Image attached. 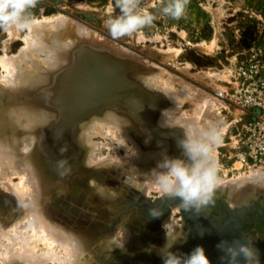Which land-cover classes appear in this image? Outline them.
<instances>
[{
    "label": "bare ground",
    "instance_id": "1",
    "mask_svg": "<svg viewBox=\"0 0 264 264\" xmlns=\"http://www.w3.org/2000/svg\"><path fill=\"white\" fill-rule=\"evenodd\" d=\"M53 38L50 44L57 43ZM24 40L26 45L19 52L0 54V188L5 183L18 185L15 180L24 179L30 199L26 203L14 196V205L0 201V264H162L166 251L163 224L179 237L172 251L183 255L203 246L213 264H226L217 245L229 242L225 237L229 228L240 227L257 253L253 264H264V221L251 218L255 216L253 209L264 215V171L251 170L260 173H239L218 180L215 203L199 215L184 209L179 198L164 194L159 187L162 170L157 166L162 159L190 161L183 148L181 153L173 151L179 150L180 141L185 139L184 130L161 127L162 112L170 109L166 114L169 122L184 124L195 137L203 135L202 126L211 129L212 122L202 123L180 112L182 92L151 76L149 88L165 91L172 100V105L164 108L163 99L153 97L154 102H150L145 94L137 96L143 90L140 92L125 73L124 65L104 55L90 52L99 59L88 55L81 68L79 62L66 68L71 59L66 55L68 48L59 46L62 38L42 48V39H34L41 44L33 42L32 36ZM34 43L42 49L40 53L44 52L43 59L37 55L41 65L31 57ZM15 45L16 41L10 52ZM81 54L78 60L82 63L85 54ZM63 64L66 67L59 70ZM108 109L125 118L112 117L108 122L122 128V136L136 147L138 156L130 154L112 161L110 156L108 160L102 157L100 149L117 142L105 128L89 120ZM97 136L112 142L104 143ZM96 157L101 163L94 165L91 160ZM209 160L216 167L212 156ZM152 189L162 197L148 198ZM178 207L187 217L186 224L171 219V212ZM153 208L162 213L160 218L149 216ZM226 216L230 219L223 222ZM118 231L123 247L113 242Z\"/></svg>",
    "mask_w": 264,
    "mask_h": 264
},
{
    "label": "rangeland",
    "instance_id": "2",
    "mask_svg": "<svg viewBox=\"0 0 264 264\" xmlns=\"http://www.w3.org/2000/svg\"><path fill=\"white\" fill-rule=\"evenodd\" d=\"M134 2L137 11H147L153 16L152 22L131 34L114 37L106 26V21L121 14L120 8L116 5V0H26V7L21 12V18L22 21L28 23V28H20L16 25H0V54L5 51L12 56L11 53L19 52L26 45L24 40L26 36L28 38L32 36L33 42H38L37 44L39 42L41 44L43 41L44 44L41 45V48L45 45L57 44L62 38L63 43L60 42L58 45L64 49L68 48L66 55H70L71 61L69 65L65 64L68 65L67 67L64 64L63 68L57 67L59 70L64 69V67L68 68L73 63L78 64V62L80 64L78 66L81 68V64L88 59L86 57L88 55L91 58H98L91 53L104 55L112 59L114 63L124 65V68H121L136 82L140 92L143 90V94L137 96L144 97L145 94L150 99L153 97L156 100L163 99L162 107L166 108L169 104L172 105V100L166 92L149 88L148 79L151 76H158L164 85H169L176 91L182 92V102L179 106L182 114L197 117L202 123L212 122L210 123L211 129L201 127L203 130L201 140L209 145V156L213 157L218 180L232 178L239 173H260L246 169L236 157L241 143L238 134L245 118L243 110L234 101L231 102L228 99L218 97L216 92L219 90L229 91L236 76L238 62L247 49L255 44L264 45V0H182L184 12L179 18H173L163 12V9L173 0H134ZM62 18L64 19L62 20ZM40 21L48 24L42 23L41 25ZM58 21H65V23L61 25L63 22L58 24ZM29 22L33 23L32 27H30ZM37 24L39 25L37 26ZM44 25L48 29L51 28L52 32H49ZM48 25L50 26L48 27ZM8 28L11 32L7 31ZM37 30L38 36L41 37L43 34V38H38ZM81 34L83 35L81 36ZM35 38L42 40L37 41L34 40ZM52 38L53 40L56 39L57 43L52 41L50 44ZM64 39L68 42L73 41L74 44H67ZM15 41L14 51L10 52V46ZM3 42L6 46L3 45ZM35 43L36 48H33L34 50L38 48ZM3 46L4 50L2 49ZM113 46L115 48H112ZM45 48L47 47L43 49ZM34 50H32L31 57L35 61L37 60L36 64L41 65L43 62L41 63L40 60L43 59L44 52L40 53L39 51H42L40 49L36 54L37 51ZM80 51L85 54L82 63L81 60H78L82 58ZM37 55L42 59L39 57V60ZM57 68H51V70L56 71ZM142 86L147 90H144L145 88ZM138 88L136 89L137 93L139 92ZM149 101L154 102L153 99ZM162 107L155 113V116L159 114ZM169 130L171 129L169 128ZM98 137L96 139L104 143L111 144L112 142L109 138ZM113 144L115 147L104 145L100 149L102 157L107 156L105 160H108L109 156L110 161L116 158L129 157L131 152H126L125 148ZM177 148L179 150L174 148L173 151L181 153V145ZM98 159L96 157L91 162L94 165L101 163ZM23 180L21 182V179H16L15 183L18 184H14L16 187L14 185H10V187L2 180L1 183H5L8 189L5 184L3 185L4 189L0 188V201L6 202V205L8 203L14 205L12 199L15 196L29 203L30 197L28 198L29 195L26 196L27 193L25 192L28 183ZM16 191H19L20 194L18 195ZM3 195L5 197L10 196L5 198ZM157 196L162 197L158 190L152 189L148 198L155 200ZM253 211L255 216L253 215L254 217L251 218L264 219V215L257 213L258 211L256 212L254 209ZM248 215L246 214V216ZM171 216L176 224H186L187 217L184 216L179 207L171 212ZM228 217L226 216L223 222L229 220L230 217ZM233 219L231 217V221ZM247 221L244 220L245 223L251 222L250 220ZM237 229H239L240 236L245 238L244 232H240L241 228L237 227Z\"/></svg>",
    "mask_w": 264,
    "mask_h": 264
},
{
    "label": "clouds",
    "instance_id": "3",
    "mask_svg": "<svg viewBox=\"0 0 264 264\" xmlns=\"http://www.w3.org/2000/svg\"><path fill=\"white\" fill-rule=\"evenodd\" d=\"M116 5L120 8L121 14L106 21V26L114 37L136 32L153 20V16L147 11L136 10L137 6L134 0H116ZM25 7L26 0H7V2L0 0V25L27 27V22L22 21L21 18V12ZM163 12L173 18H179L183 15L184 3L182 0H173L163 9ZM169 111L170 109H166L162 112L160 126L163 128L179 127L184 130L186 138L180 141V145L192 163L188 164L181 159L170 157L162 159L157 166L162 170L158 180L159 187L164 194L179 198L184 209L199 215L204 208L215 203L214 195L219 186L216 169L209 160L210 148L200 137L190 135L189 130L182 124H177L174 121L169 122L166 115ZM112 117H118V114L108 109L102 116H92L89 123L105 128L112 139L119 146L124 147L126 152L138 156L136 147L129 144L127 138L122 136V128L108 122ZM118 118L125 119L124 117ZM161 215L162 213L157 209H149V216L152 219H158ZM163 228L165 229V245L163 247L166 251L161 256L162 264H213L203 246H197L191 253L183 255L172 251L176 247L179 237L167 225L163 224ZM242 240L243 242L237 240L232 243L222 241L217 245L218 249L224 253L221 260L226 261V264H253L257 253L250 240ZM113 242L123 247L120 231L113 238Z\"/></svg>",
    "mask_w": 264,
    "mask_h": 264
},
{
    "label": "built area",
    "instance_id": "4",
    "mask_svg": "<svg viewBox=\"0 0 264 264\" xmlns=\"http://www.w3.org/2000/svg\"><path fill=\"white\" fill-rule=\"evenodd\" d=\"M216 95L234 101L245 115L237 159L248 170L264 171V45L246 50L229 91L219 90Z\"/></svg>",
    "mask_w": 264,
    "mask_h": 264
},
{
    "label": "water",
    "instance_id": "5",
    "mask_svg": "<svg viewBox=\"0 0 264 264\" xmlns=\"http://www.w3.org/2000/svg\"><path fill=\"white\" fill-rule=\"evenodd\" d=\"M228 231H229V233L228 234L226 233L225 237L230 243L237 241V240H241V242H243L242 239H245L243 236H240L239 229H237V227H235V230H234V228L233 229L229 228ZM238 237H240V238H238Z\"/></svg>",
    "mask_w": 264,
    "mask_h": 264
},
{
    "label": "crops",
    "instance_id": "6",
    "mask_svg": "<svg viewBox=\"0 0 264 264\" xmlns=\"http://www.w3.org/2000/svg\"><path fill=\"white\" fill-rule=\"evenodd\" d=\"M253 220L254 221H260L261 220L260 222H263L264 221V219H261V218L260 219L259 218H254Z\"/></svg>",
    "mask_w": 264,
    "mask_h": 264
}]
</instances>
